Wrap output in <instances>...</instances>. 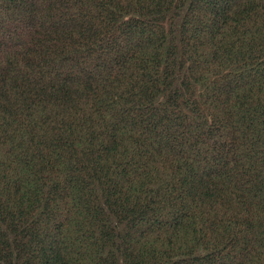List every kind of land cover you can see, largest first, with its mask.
Returning a JSON list of instances; mask_svg holds the SVG:
<instances>
[{"label":"trees","instance_id":"trees-1","mask_svg":"<svg viewBox=\"0 0 264 264\" xmlns=\"http://www.w3.org/2000/svg\"><path fill=\"white\" fill-rule=\"evenodd\" d=\"M0 264H264V0H0Z\"/></svg>","mask_w":264,"mask_h":264}]
</instances>
